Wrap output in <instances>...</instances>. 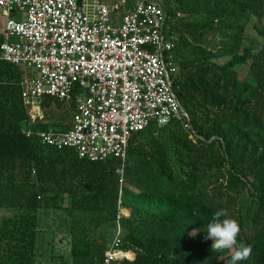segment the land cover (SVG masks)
<instances>
[{
  "label": "trees",
  "instance_id": "1",
  "mask_svg": "<svg viewBox=\"0 0 264 264\" xmlns=\"http://www.w3.org/2000/svg\"><path fill=\"white\" fill-rule=\"evenodd\" d=\"M161 2L178 67L172 90L189 126L134 133L123 167L26 138L29 120L69 129L74 103L43 98L26 109L22 68L0 60V264H35L38 213L63 208L71 224L60 264H103L117 221L120 248L134 254L117 264L229 262L236 248L212 252L206 239L219 209L240 226L236 247L252 246L239 264H264V26H253L261 45L245 36L251 19L263 22L264 0ZM118 202L129 215L117 220Z\"/></svg>",
  "mask_w": 264,
  "mask_h": 264
},
{
  "label": "built area",
  "instance_id": "2",
  "mask_svg": "<svg viewBox=\"0 0 264 264\" xmlns=\"http://www.w3.org/2000/svg\"><path fill=\"white\" fill-rule=\"evenodd\" d=\"M160 2L135 0L121 14L99 0H0V60L22 68L23 106L36 110L43 98L74 103L69 129L41 130L29 120L26 138L73 149L79 160L117 159L123 167L134 133L171 120L189 126L172 90L178 67ZM120 205L117 220L125 216ZM122 233L117 221L103 264L131 260L120 248Z\"/></svg>",
  "mask_w": 264,
  "mask_h": 264
},
{
  "label": "rangeland",
  "instance_id": "3",
  "mask_svg": "<svg viewBox=\"0 0 264 264\" xmlns=\"http://www.w3.org/2000/svg\"><path fill=\"white\" fill-rule=\"evenodd\" d=\"M99 1L109 6L116 5L119 8L121 14L125 11H128L135 2V0ZM147 1L154 2V0ZM4 19L5 16L0 14V32H3L4 29ZM253 26H264V20L263 22H260L256 19H251L250 23L246 25L245 33V36L249 40H254L257 45H261L262 40L257 36ZM25 73L28 77H35L36 75L33 70H25ZM64 206H68L66 200H64ZM123 214L125 217L128 216V213L126 212H123ZM70 224L71 212L69 209H43L40 211V213H38L37 229L39 230V233L37 234L35 264H60L59 256L61 255H63L64 259L66 260L69 254V239L68 236H66V233L68 232ZM208 240L213 243L211 239ZM133 258L134 256H132L130 259L132 260ZM222 264H229V262L224 261Z\"/></svg>",
  "mask_w": 264,
  "mask_h": 264
},
{
  "label": "clouds",
  "instance_id": "4",
  "mask_svg": "<svg viewBox=\"0 0 264 264\" xmlns=\"http://www.w3.org/2000/svg\"><path fill=\"white\" fill-rule=\"evenodd\" d=\"M206 239L213 241L211 245L212 252L221 253L225 250L231 251V259L229 264H239V262L247 260L252 254V246L240 243L237 246V237L240 233V226L234 219L228 218L226 209H219L214 212L211 221L206 225ZM195 235V233H192Z\"/></svg>",
  "mask_w": 264,
  "mask_h": 264
},
{
  "label": "crops",
  "instance_id": "5",
  "mask_svg": "<svg viewBox=\"0 0 264 264\" xmlns=\"http://www.w3.org/2000/svg\"><path fill=\"white\" fill-rule=\"evenodd\" d=\"M0 34H2V32H0ZM120 209H121L122 212H126L129 215V211L127 209H125V208H120ZM129 253L132 254L131 252H129ZM132 255L134 256V254H132Z\"/></svg>",
  "mask_w": 264,
  "mask_h": 264
},
{
  "label": "water",
  "instance_id": "6",
  "mask_svg": "<svg viewBox=\"0 0 264 264\" xmlns=\"http://www.w3.org/2000/svg\"><path fill=\"white\" fill-rule=\"evenodd\" d=\"M160 5L163 7V3L162 2H160Z\"/></svg>",
  "mask_w": 264,
  "mask_h": 264
},
{
  "label": "bare ground",
  "instance_id": "7",
  "mask_svg": "<svg viewBox=\"0 0 264 264\" xmlns=\"http://www.w3.org/2000/svg\"><path fill=\"white\" fill-rule=\"evenodd\" d=\"M125 214V213H124Z\"/></svg>",
  "mask_w": 264,
  "mask_h": 264
}]
</instances>
